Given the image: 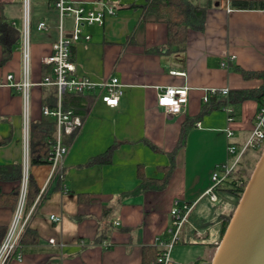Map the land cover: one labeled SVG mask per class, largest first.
I'll return each mask as SVG.
<instances>
[{
	"label": "crops",
	"instance_id": "1",
	"mask_svg": "<svg viewBox=\"0 0 264 264\" xmlns=\"http://www.w3.org/2000/svg\"><path fill=\"white\" fill-rule=\"evenodd\" d=\"M54 1L31 0L30 132L33 124L46 120L42 108L54 91L42 84L50 74L43 59L52 54L59 36ZM75 1L87 9H101L102 3L118 8L103 26L84 28L83 38L74 46L75 64L77 75L95 82L118 78L125 93L116 108L106 107L99 95L92 98L82 127L66 144L69 152L56 174L49 161L31 164L29 146L28 188L30 178L34 186L24 222L37 231L39 240L21 249L22 262L10 264H143L146 247L162 253L171 242V210L177 201L190 210L180 240L171 249V264L210 263L222 239L224 220L231 219L239 199L217 190L218 199L212 200L207 192L216 169L233 159L229 143L242 146L248 139L260 106L257 102L246 101L234 109L231 123L225 110L202 117L176 151L167 187L132 192L139 185L140 169L150 178L163 176L161 167L171 164L186 117L199 114L206 92L262 85L234 67L264 70V10L234 9L233 0H190L208 9L207 27L203 33L190 32L180 50L173 51L177 45L169 46L167 25L152 13L145 16L138 7L145 0ZM0 2L20 31L23 0ZM41 21L51 29L37 31ZM64 25L69 34L73 19L66 18ZM19 46L6 62L0 47V167L10 169L8 178L0 177V245L16 213L27 164L23 99L7 80L9 75L21 80ZM168 87L188 88V104L180 113L157 105L159 92ZM228 128L234 132L231 140ZM111 147V163L86 166Z\"/></svg>",
	"mask_w": 264,
	"mask_h": 264
},
{
	"label": "built area",
	"instance_id": "2",
	"mask_svg": "<svg viewBox=\"0 0 264 264\" xmlns=\"http://www.w3.org/2000/svg\"><path fill=\"white\" fill-rule=\"evenodd\" d=\"M101 9H87L79 5L75 0H55L54 9L58 14L59 21L57 30L59 36L54 43L53 52L50 56L43 59L45 65H52V76H46L42 84L54 86L57 89L58 103L56 109L52 110L48 106L42 108L44 116L51 117L56 121V135L52 143V153L48 158L52 173L56 174L63 158L68 154L69 147L64 143L66 135H72L83 125V119L76 115L73 110L65 111L62 107V97L65 93H90L92 91L99 92V98L102 103L109 108H116L121 102V98L125 93V85L118 78L113 77L100 82H95L88 77L76 74V64L71 60V49L77 42L83 38L84 28L86 26L98 25L103 26L108 16H115L117 10L112 5L101 4ZM23 25L20 29V52L22 56L21 80L16 82L13 75H9L7 80L9 85L17 88L23 99V117L25 128V146L26 160L24 165L23 179L20 185L19 200L16 213L8 228L6 236L0 245V264H10L16 260L22 262L24 255L20 250V241L25 231L24 211L26 208V199L28 191V162H29V146H30V99L33 83L31 81V46L33 37V25L31 22V0H23ZM66 18L73 19L72 31L67 34L64 21ZM15 27L16 23H12ZM39 32L49 31L50 25L46 21H41L35 26ZM89 41L91 37H84ZM225 67L226 64H223ZM220 93L223 96L229 94V90H210L206 92L203 102H208L210 97ZM188 104V88L168 87L161 90L158 94L157 105L161 108L173 113H180ZM228 114V121H234V109L230 106L225 108ZM227 137L231 140L234 133L228 128L226 130ZM264 148V103L259 106L254 120L251 133L242 146L235 143H229L228 153L233 157L228 164L219 166L212 176V187L207 192L212 200H217L218 187L225 181L228 174L237 166L243 154L249 150H259ZM68 192V189H64ZM190 206L183 205L177 201L172 210V240L166 246L158 258L157 264H171V249L176 245L181 237V231L186 221ZM55 221L61 219L52 216ZM209 264V263H204Z\"/></svg>",
	"mask_w": 264,
	"mask_h": 264
},
{
	"label": "trees",
	"instance_id": "3",
	"mask_svg": "<svg viewBox=\"0 0 264 264\" xmlns=\"http://www.w3.org/2000/svg\"><path fill=\"white\" fill-rule=\"evenodd\" d=\"M138 7L143 9L145 16H147L149 13H152L167 25L169 33V46L173 47L177 45L175 48H173V51L180 50V46L185 44L190 32L203 33L207 27L208 9L206 7L196 6L190 0H145V3ZM232 7L238 10H264V1L233 0ZM116 10H118V8ZM19 44L20 31L12 24V22L8 20L5 14V4L0 2V47L3 51V62L8 61L13 56V53L18 48ZM75 55L76 49L73 46L71 49V60L73 62H75ZM45 66H48L46 68L50 70V74L48 76H52V65ZM234 69L246 79L255 78L261 80L262 85L253 89H233L229 91L227 96L217 93L210 97L208 102H203L201 111L197 116L186 117L182 126L178 147L172 153L171 164L169 166L161 167L163 170V176L161 178H150L146 176L140 169L138 174L140 182L132 194H140L148 190H163L167 187L175 169L176 151L185 145L189 130L198 121H200L202 117L216 110H225V108L228 106L232 107L233 109L238 108L246 101H255L260 106L264 103V70L250 72L238 66L234 67ZM51 87L54 89V91L50 95L47 103H45V106H48L50 109L54 110L57 107L58 96L56 87ZM98 95V91H92L90 93H65L62 97V107L65 111L73 110L76 115L80 116L84 120L89 112L92 98H95ZM44 118L46 120L43 122L39 124H33L31 126V164L48 163V158L52 153V143L56 135V121L51 117L44 116ZM75 132L72 135H66L64 137L65 144H70ZM113 149L114 147H111L105 153L92 157L86 166L111 163ZM263 149L264 148L259 150H247L241 157L237 166L228 174L225 181L218 187V190L228 191L240 199L256 166V163L259 160L254 158V156L260 158ZM14 170H17V168ZM9 171L10 169L8 170V168L0 167V177L5 179L8 178ZM17 176L19 179L21 177V173ZM33 186V180L30 178L26 199L27 209L29 208L30 192ZM38 193L39 191L36 188L35 194L37 195ZM229 221L230 218L224 220L222 237L226 231ZM38 240L39 236L37 231L33 228L26 227L20 241V250L28 245L36 244ZM160 255L161 251L158 249H155L154 247H146L143 252V264H151L154 261L156 263ZM195 264L201 263L198 261Z\"/></svg>",
	"mask_w": 264,
	"mask_h": 264
},
{
	"label": "water",
	"instance_id": "4",
	"mask_svg": "<svg viewBox=\"0 0 264 264\" xmlns=\"http://www.w3.org/2000/svg\"><path fill=\"white\" fill-rule=\"evenodd\" d=\"M210 264H264V149Z\"/></svg>",
	"mask_w": 264,
	"mask_h": 264
},
{
	"label": "rangeland",
	"instance_id": "5",
	"mask_svg": "<svg viewBox=\"0 0 264 264\" xmlns=\"http://www.w3.org/2000/svg\"><path fill=\"white\" fill-rule=\"evenodd\" d=\"M235 110H236V108H235ZM233 131V130H232ZM234 133V132H233ZM263 152V151H262ZM254 158H257V160L259 159L258 157H256V156H254ZM254 163V162H253ZM215 253V252H214ZM214 256V255H213Z\"/></svg>",
	"mask_w": 264,
	"mask_h": 264
}]
</instances>
